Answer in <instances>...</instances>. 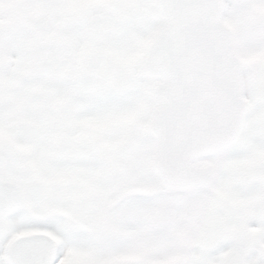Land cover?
<instances>
[{
  "label": "snow or ice",
  "instance_id": "obj_1",
  "mask_svg": "<svg viewBox=\"0 0 264 264\" xmlns=\"http://www.w3.org/2000/svg\"><path fill=\"white\" fill-rule=\"evenodd\" d=\"M0 264H264V0H0Z\"/></svg>",
  "mask_w": 264,
  "mask_h": 264
}]
</instances>
